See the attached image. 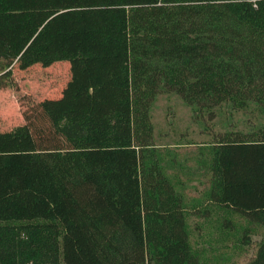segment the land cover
<instances>
[{
	"label": "trees",
	"instance_id": "1",
	"mask_svg": "<svg viewBox=\"0 0 264 264\" xmlns=\"http://www.w3.org/2000/svg\"><path fill=\"white\" fill-rule=\"evenodd\" d=\"M58 62L61 97L0 133V264H205L181 181L147 164L150 111L264 113V0H0V79ZM216 139L208 201L264 229V127Z\"/></svg>",
	"mask_w": 264,
	"mask_h": 264
},
{
	"label": "rangeland",
	"instance_id": "2",
	"mask_svg": "<svg viewBox=\"0 0 264 264\" xmlns=\"http://www.w3.org/2000/svg\"><path fill=\"white\" fill-rule=\"evenodd\" d=\"M10 73L0 79L6 86L0 88V133L25 125L27 115L35 116L41 102L59 99L71 80L69 62L28 70L14 65ZM211 112L213 119L209 118ZM150 116L154 143L147 164H156L164 174L181 181L178 188L184 196L193 250L205 264H247L256 255L264 229L208 201L209 164L217 135L253 134L263 129L262 109L256 103L243 106L229 101L212 110H199L176 93H162L156 97ZM228 222L229 228H223Z\"/></svg>",
	"mask_w": 264,
	"mask_h": 264
}]
</instances>
